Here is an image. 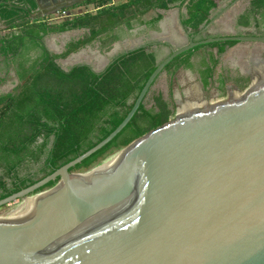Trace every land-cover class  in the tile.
Returning <instances> with one entry per match:
<instances>
[{
    "label": "water",
    "instance_id": "obj_1",
    "mask_svg": "<svg viewBox=\"0 0 264 264\" xmlns=\"http://www.w3.org/2000/svg\"><path fill=\"white\" fill-rule=\"evenodd\" d=\"M38 5L32 20L62 10ZM222 42L264 36L190 38L172 48L105 140L0 200L1 209L50 194L0 221V264H264V84L241 98L190 103L200 109L144 135L104 170L71 173L126 128L168 64Z\"/></svg>",
    "mask_w": 264,
    "mask_h": 264
},
{
    "label": "trees",
    "instance_id": "obj_2",
    "mask_svg": "<svg viewBox=\"0 0 264 264\" xmlns=\"http://www.w3.org/2000/svg\"><path fill=\"white\" fill-rule=\"evenodd\" d=\"M110 1L90 0L85 4L97 5L96 13L48 23L46 16L31 19L39 12L38 0H0V67L5 72L0 87L11 71L17 79L11 92L0 94V200L48 177L114 132L156 70L162 52L155 53L151 45L138 48L115 58L101 73L88 65L64 71L58 60L97 44L100 50L109 51L136 28L156 30L163 19L160 12L175 6L186 7L182 26L196 40L223 0H128L116 6ZM259 17L264 22V0H253L239 24L249 27ZM73 32L83 34L71 40L61 54H53L45 46V38ZM236 45L199 46L177 57L163 73L174 74L181 68L197 71L209 88L218 56ZM215 49L217 56L208 52ZM194 57L200 58L198 65H194ZM222 74L219 84L225 94L231 80ZM159 78L126 128L71 173L87 172L108 152L129 147L171 120L175 100L172 94L165 98L155 92Z\"/></svg>",
    "mask_w": 264,
    "mask_h": 264
},
{
    "label": "crops",
    "instance_id": "obj_3",
    "mask_svg": "<svg viewBox=\"0 0 264 264\" xmlns=\"http://www.w3.org/2000/svg\"><path fill=\"white\" fill-rule=\"evenodd\" d=\"M127 1L128 0H112V5L113 6L121 5ZM245 1H246V3H244ZM252 1L253 0H223L218 5V7L212 11L209 23L202 27V30L200 33H207L213 29L220 30V28H227V27H231V29L234 30L238 34V35L236 34V35H232V36H255L257 34H253L252 32L257 31V30L258 31H264V22L260 19V17L258 18L257 23L253 22L251 24V26H249V27H244V26L239 24L240 17H242L245 14V12L250 8ZM81 2H85V1H81ZM71 4L74 6L76 3L75 4L71 3ZM90 5H92V4H90ZM70 7H72V6H70ZM160 13L163 15V19L159 23L158 28L156 30H148L145 27L136 28L135 30L130 32V34L128 36H126L125 38H122L121 40L114 43L112 45V48L109 51L100 50L98 44L95 45L94 47L90 48V50L94 49V50L98 51V53H99L98 57L95 58L94 61L97 62V65L99 67L104 66L103 69H101V70L95 69V67H94L95 62L92 63L90 60H88V61L85 60V58H86L85 53H86V51L89 50V49L86 50L87 48L83 49L81 51H78L77 53L71 54L66 59L60 60L64 64V66L67 67V69H64L61 65H59V66L64 71H69L78 65H88L96 73H101L109 66V64L115 58H117L123 54H126L132 50H136L138 48H141V47L151 45V46H153V51L155 53H159V51H161L163 53V52H165V50L168 52H171L170 50L172 48L173 49H179L181 47L186 46L188 44L190 38H193L191 36V32L187 31L182 26V18L187 15L186 7L185 6H183V7L175 6L168 11H162ZM86 14H88V13L77 15L74 17H79V16H83ZM47 22L50 23L49 20H47ZM51 23H53V22H51ZM56 23H59V22H56ZM70 35H71V33H66V34H62V35L47 37V38H45V46L53 54L59 55L64 51L66 45L71 40L77 39V38H70ZM258 36H262V35H258ZM61 37H64V38H62V40H64V42H63V45L60 46V48H61L60 52L58 53L56 51H51L50 47L48 46L49 43H52L53 41H56V39H59ZM218 37H228V36L220 35ZM218 37H212V38H218ZM181 40L184 41L183 44H181V45H179V44L175 45L174 44V42H179ZM248 44H251L254 46L256 44H262V43H248ZM237 45H239V44L237 43ZM161 49H164V50H161ZM230 49H232V48H230ZM111 52H112V58L108 60V56H111V55H109ZM214 54L217 55V52ZM169 55H170V53H168V55L166 57H164L163 59L159 58V63H161ZM103 60H105L107 62L105 65H103V63H102ZM193 60H194V58H193ZM2 70L3 69L1 67L0 68V74H1L0 76L1 77H3L4 73H5ZM185 70L186 69L181 68L180 70H178L174 74H172V73H170V74L163 73L162 74L167 78L166 79L167 87H166V91H165L166 95L163 94L162 92L161 93L165 98H168V96L170 94H172L176 105L179 103L180 100H184V99H188V100L195 103L194 98L197 96V94L201 95L203 92V87H202L201 83L199 82L197 76H196V78H193L192 82L190 81L189 83L185 82V83L181 84L179 81L177 83L176 78L181 73V71H183L185 73L186 72ZM188 71H191V70H188ZM223 71H224V69L222 70L221 68H219L218 70L216 69V78L213 81V85L219 84V78H220V75ZM191 72H193V71H191ZM186 74H187V76L190 77V79L193 76L192 73L191 74L186 73ZM162 75L160 76L159 79H161ZM10 76H14L13 77V80H14L15 74L13 71L10 72ZM14 81H15L14 83L16 85L17 79H15ZM158 82H159V80H158ZM256 83L254 84L252 89L256 88V86H257ZM252 84H253V82H252ZM231 86H232V88H234L233 84H231ZM155 87H157V84L155 85ZM155 87H154V90H155ZM232 96H233V98L234 97L239 98V95H236V94H233Z\"/></svg>",
    "mask_w": 264,
    "mask_h": 264
},
{
    "label": "rangeland",
    "instance_id": "obj_4",
    "mask_svg": "<svg viewBox=\"0 0 264 264\" xmlns=\"http://www.w3.org/2000/svg\"><path fill=\"white\" fill-rule=\"evenodd\" d=\"M43 1H48V0H43ZM70 1L71 0H69L68 2H70ZM74 1H76V4L74 6L64 8L59 13L47 15L45 17L46 21L49 20L50 23L51 22H53V23L59 22L60 23V22H63L65 20H70V19L74 18V16H77V15H81V14H85V13L94 14L98 11L97 5L85 4L90 0H86L85 2H81L84 0H74ZM244 3H246V1ZM110 5H112V0L110 1ZM64 10H66V11H64ZM252 33L264 36V31H258L257 30V31H254ZM82 34L83 33H80V32H73V33H71L70 38H78V37L82 36ZM236 34L237 33L234 30H232L231 27L220 28V30L213 29L207 33H202L201 35H199L196 38V41H202V40L209 39L212 37H218L220 35L232 36V35H236ZM62 38H64V37H61L59 39H56V41L49 43L48 46L50 47L51 51H56L58 53L60 52V49H61L60 46L63 45V42H64V40H62ZM183 43H184V41H182V40L179 42H174L175 45H178V44L181 45ZM86 50H88V51H86V53H85L86 54L85 60L86 61L90 60L92 63L95 62V64H94L95 69H99V70L103 69L104 66L100 65L101 67H99L97 65V62L94 61V59L98 57V54H99L98 51L94 50V49L90 50V48H87ZM161 50H164V49H161ZM260 50L264 52V45L263 44H256L253 46V45L248 44V43H241L232 49H228L225 54L218 56L219 64L217 66V70L219 68H221L222 70L224 69V71L222 72L223 74L222 73L221 74L224 77H228L230 80H232V79L234 80L239 73L237 71V69L238 70L240 69L241 72H243V73H251L252 78H253L252 82L254 84L256 82H260V84L262 85V84H264V60H260V57H262L260 52H259ZM208 52L216 53L217 50L216 49L215 50H208ZM168 53H170V52L165 50V52L162 53V56L160 58L163 59L164 57H166L168 55ZM109 55H111V56H108V60L112 58V52ZM193 61H194L193 62L194 65H198L200 63V58L194 57ZM57 63L59 65H61L64 69H67V67L64 66V64L60 60H58ZM102 63H103V65H105L107 62L105 60H103ZM185 71H186L185 73L183 71H181V73H180L181 75L180 74L178 75V77L176 78L177 83L179 81L181 84H183L185 82L189 83L190 81L192 82L193 78H196V76L198 74L197 71H194V72H191L188 70H185ZM186 73H190V74L192 73L193 74L191 79L189 76H187ZM13 77L14 76L9 75V79H8L7 83L0 87V94L11 92L16 87V85L14 83L15 82L14 80L16 78H14V80H13ZM166 79L167 78L164 75H162L161 79H159V82L157 83V87H155V92H160V93L162 92L163 94L166 95V93H165L166 87H167ZM252 85H250V87ZM249 89L250 88H248V90ZM248 90H246L240 94H236L237 91L234 88H232L230 81H229L227 83V85L225 86V98L221 100V99L211 97L209 99V102L224 101V100L229 99V97L233 98V96H232L233 94L239 95V98H241ZM190 103H194V102H192L188 99H184V100H180L177 105L175 103V105H176L175 115L171 119H175L177 114L180 118H183V117L188 116L194 112H197L200 109V107H198L194 104H190ZM203 106H206V104H204ZM120 151L121 150H112V151L108 152L103 158H101L88 171H91L92 169L99 167L103 162L106 163L107 160H109L111 157L115 156ZM85 172L86 171L83 170V171L76 172V173H85ZM39 197H40V195H36V196H33L29 199L30 200H36ZM25 201L26 200H23V201L20 200V201L13 203V204H10L8 206L1 208L0 209V217L4 216L5 214L9 213L10 211H14V210L20 208L21 203L25 202Z\"/></svg>",
    "mask_w": 264,
    "mask_h": 264
},
{
    "label": "flooded vegetation",
    "instance_id": "obj_5",
    "mask_svg": "<svg viewBox=\"0 0 264 264\" xmlns=\"http://www.w3.org/2000/svg\"><path fill=\"white\" fill-rule=\"evenodd\" d=\"M68 1L69 0H48V1L38 0V4H40L42 7H44V9H51L52 7H58L59 5L62 6L61 7L62 9H64V8H67V4H69V3L75 4L76 3V1H74V0H71L70 2H68ZM84 1H86V0H84ZM38 7H39V5H38ZM39 10H40V8H39ZM255 36H258V35H255ZM262 44L264 45V43H262ZM259 52L262 56V57L259 56L260 60H264V52L261 50ZM239 70L237 69V71L239 73L236 76V78L234 80L232 79L230 81V84H233L235 90L237 91L236 94H240V93L248 90V88H250V85L252 84V79H253L251 73H243V72H241V70L240 71ZM197 77H198V80L203 87V92L201 95L197 94L196 97L194 96L195 97L194 98L195 103H207V102H209V99L211 97L221 99V100L225 98V94L222 93V89H221L220 84L213 85V81L215 80L216 75L212 79V83L210 84L211 87L209 86V88H206L203 85L199 74L197 75Z\"/></svg>",
    "mask_w": 264,
    "mask_h": 264
},
{
    "label": "bare ground",
    "instance_id": "obj_6",
    "mask_svg": "<svg viewBox=\"0 0 264 264\" xmlns=\"http://www.w3.org/2000/svg\"><path fill=\"white\" fill-rule=\"evenodd\" d=\"M114 157V156H113ZM113 157H111V158H113ZM111 158L109 159V160H107V162L106 163H102L100 166H99V168L96 170V172H98V171H101V170H104L105 169V167L107 166V164H108V162L111 160ZM48 195H50V194H46V195H40V197L38 198V199H40V198H43V197H46V196H48ZM33 197V196H32ZM31 198V197H30ZM26 201L25 202H22L21 203V205H20V208L22 207V206H24L25 204H27V203H29V202H31V201H34V200H30L29 198H27V199H25ZM23 201V200H22ZM19 209V208H18ZM18 209H16V210H18ZM16 210H14V211H10L9 213H7V214H5L4 216H2V217H0V221L1 220H3L4 218H6L7 216H9L10 214H12L13 212H15Z\"/></svg>",
    "mask_w": 264,
    "mask_h": 264
},
{
    "label": "built area",
    "instance_id": "obj_7",
    "mask_svg": "<svg viewBox=\"0 0 264 264\" xmlns=\"http://www.w3.org/2000/svg\"><path fill=\"white\" fill-rule=\"evenodd\" d=\"M211 103H214V102H211ZM178 115V114H177Z\"/></svg>",
    "mask_w": 264,
    "mask_h": 264
}]
</instances>
